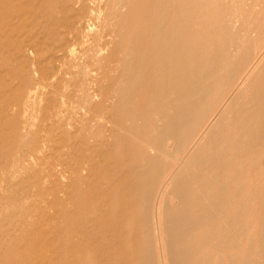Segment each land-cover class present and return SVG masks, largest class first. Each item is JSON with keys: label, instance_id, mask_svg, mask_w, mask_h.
Returning a JSON list of instances; mask_svg holds the SVG:
<instances>
[{"label": "rangeland", "instance_id": "1", "mask_svg": "<svg viewBox=\"0 0 264 264\" xmlns=\"http://www.w3.org/2000/svg\"><path fill=\"white\" fill-rule=\"evenodd\" d=\"M22 1L30 2L16 6L13 12L3 14L7 21L0 25V113L3 110L5 115H10L4 119L0 118V164L3 163L0 165V264H141L139 256H143V264H165L167 255L162 239L164 231L160 226L164 220L163 207L165 203L172 204L174 201L172 205L178 206L179 202L175 199L172 201L170 196L163 197L166 187L162 181L154 183L155 171L150 172L142 184L137 181V172L140 168L138 156L140 134L146 132L156 146H159L160 129L164 126L166 111L174 112L177 109L178 105L172 100L182 93L168 91L163 94L162 90L168 83L160 85L154 83L158 76L166 72V67L161 65L159 69L152 68L154 58L150 50L154 48L155 41L140 37L135 26L140 12L145 13L150 6H154L155 0H18V3L21 4ZM117 3H124V10L118 11L115 8ZM183 4L185 0H157L158 16L167 18L163 23L164 28L176 20L171 18L173 10L178 11V6ZM39 7L42 10L44 7V10H40ZM92 7L102 10L100 21L111 14L107 28L102 27L101 23L94 22L97 30L91 34L88 25L84 23L81 38L78 40L75 35L79 32V25L81 26V21L83 22V18ZM200 8V20L188 26L182 44L178 40L166 44L178 51L172 60V68L167 70V80L173 79L176 75L185 79L188 75L202 73L203 61L219 53L223 39L234 34L235 30L231 27L235 21L239 22L238 26L255 25L256 29L253 28L251 34L253 37L258 34L257 28L264 25L263 0H205ZM213 9L215 12L210 14ZM250 11L253 20L248 17ZM10 15L15 17L13 22L9 19ZM155 20L153 12L150 23L154 24ZM25 26L30 27V30ZM102 32H105V36ZM263 48L264 44L260 49L261 53L254 56L249 63L246 78L237 86L244 87L252 75L256 77L254 83L264 80ZM231 56L234 58L235 55L231 53ZM143 59L144 62L140 63ZM161 61L167 63L166 59ZM45 62L47 63L44 64ZM234 64L232 60L229 62L226 78L232 77ZM220 78L216 75L213 81ZM225 83L226 81L220 84L214 82L212 95L219 96L220 86ZM251 93L247 91V97ZM232 98V92L225 94V99L215 109L210 122L216 121ZM14 109L17 110V117L10 120ZM225 120L228 127H234L237 123L232 116ZM29 124L34 127L26 145L22 148L17 147L20 130ZM199 137H197L199 142L196 143H203L204 135ZM263 138L264 134H261V139ZM263 142L258 148L261 176L258 180L260 183H257L259 193L257 192L258 197L251 209H248L244 221L249 222L248 236L245 240L235 239L229 218L233 213L234 204L238 203L237 200H246L251 183L247 166L251 152L240 149L242 152L239 158L245 164L238 172L242 178L240 198L235 200L230 194L234 182L226 180L227 178L224 182L230 187L228 191L220 195L215 188L211 191L209 199L215 201L224 197L221 199L224 207L222 212L212 218L211 223L203 229L204 232L211 234L210 240L206 245L197 248L199 255L205 254L207 264H214V261H219V264H233L234 256H237L239 264H264V215L260 217V197L264 194ZM190 149L191 147L186 148L181 153L174 139L165 141L162 144V153L168 158L165 159L166 167L163 164L161 169L174 171L175 168H180L181 165L172 164V160L179 158L181 154H184L185 158L189 157L192 153ZM234 152L235 150L225 158L231 159ZM156 154L158 155V151ZM108 158L109 162H106ZM119 162L121 164H118ZM233 175L235 168L231 167L227 177ZM139 189L143 190L142 195H139ZM106 199L109 202L106 203ZM130 201L131 203H128ZM133 201H136V205ZM147 207L148 213L143 216L141 210ZM129 209H132L131 212ZM109 210L113 213H109ZM124 213L130 217H125ZM248 218H251V221ZM79 228L82 231L79 232ZM123 240L126 243H123ZM46 241L48 244H44ZM51 244L55 248H47ZM19 247L23 248L22 251ZM243 249L246 253L245 260ZM129 253L130 256H127Z\"/></svg>", "mask_w": 264, "mask_h": 264}, {"label": "bare ground", "instance_id": "2", "mask_svg": "<svg viewBox=\"0 0 264 264\" xmlns=\"http://www.w3.org/2000/svg\"><path fill=\"white\" fill-rule=\"evenodd\" d=\"M78 1H80V0H78ZM204 1L205 0H185V4H183V6L182 5L178 6V8H179L178 11L173 10L174 14L172 16L170 15L172 19L175 18L176 20L171 22L167 28H164L163 23H165L167 21V18H163V17L161 18L158 16V9H156L157 0H155L154 6H150V8H148L145 13L140 12V15H139L138 20H137L136 25H135L137 27L138 34L140 37H143L144 39H150V40L154 39V41H155L154 48L152 50H150L153 52V58H154V64L152 65V68L159 69L161 65L166 67V72L164 74H161L160 76H158L155 79L154 83L159 84V85L161 83H163V84L166 82L168 83V86L162 90L163 94H166L168 91L182 92L181 96H179L177 98H173V100H172V102L175 105H178L177 109L174 112L167 110L166 114L164 116V124H163L164 126L161 129H160L161 126L159 127V129L161 130L160 138H159V146H156V144L152 141V139L147 135L146 132L141 133L140 139L138 138V140L140 141V144L138 145V156H139V163H140V168H138V172H137L138 183L142 184L144 178L147 177L150 172L155 171L154 172V178H153L154 183H158V182L162 181V184H164V186L166 187V189H165L166 192L164 193V195L162 194L163 197L168 198V196H170L172 201L175 199L179 202L178 206L172 205L175 202L174 201V202H171L172 204L165 203L164 207H163L164 208V211H163L164 220L162 221V225L160 224V226H161V229L163 228V231H164V235H163L162 239H163L164 244H165L164 248L166 250V255H167V257H166L167 260H165L166 261L165 264H207L206 260H205V254L202 253L201 255H199L200 253L197 250V248H198V246L206 245L208 243V241L210 240L211 234L209 232H206V231L204 232L203 229L207 226V224L211 223L212 218H214L216 215H218V214H220V212H222L223 207H224L223 201L221 200L222 198L224 199V197H222L221 199H218V200L214 199L215 201H213V200L211 201L209 199V196H210L213 188L216 189L218 195L224 194L226 191H228L230 189V187L227 185L226 182H224V179L227 178L226 180H233V182H234V185H232V193H230V194H232L234 199L240 198L241 193H242V185H241L242 184L241 183L242 178H241V176H239L238 172H239L240 168H242L245 165L239 158V155L241 154L242 149H245V150H248L251 152V158L249 160H247V164H248L247 166H249L248 168L250 171L249 178L251 177V181H250L251 183H250L249 187L247 186L249 189H248V192L246 193V200L245 201L237 200L238 203L236 202L234 204L233 213L229 218V225H231V227H232V230H233L232 233H233L235 239L245 240L246 237L248 236L249 222L247 223L244 221L247 217L248 209H251L252 204L255 203V200L258 197L257 183H260V182H258V180L261 177L259 175V152L260 151H258V148L260 147V144L264 141V138H263V140L261 139V134H264V80L260 81L259 83L256 82L257 83L256 84V83H254V80L256 77L254 75H252V77H250L248 82L246 84H244V87H240L241 85L240 86H237V85H239V83L241 81H243L244 78H246L245 77L246 69H247L249 63L251 62V60L253 59V57L257 56L259 52L261 53L260 49L264 44V25H262L259 29L257 28L256 31L258 32V34L255 37H253V36H251V34L254 30L253 28L256 29L255 25L251 24L249 27L247 25H246L247 27L243 26V25L238 26L237 23H239V22L235 21L236 23L235 22L232 23V27H231V29L233 28L235 30L234 34H232V36L228 35V38L225 40L223 39V41L221 43V51H219V53L217 52V54L215 53L213 56L209 57L208 60L203 61L204 71L202 73L201 72L195 73V74H193V76L188 75L185 77V79H181L179 76L176 75V77H174L173 79L167 80V75H168L167 70L172 68L171 67L172 60L174 59V56L178 52L177 49H175L174 47H172V46L170 47L167 45L171 44V42H173L174 40H178V42L180 44H182V42L184 41V39L186 37V35H184V34H186V30L188 29V26H192L193 24L198 23V21L200 20V15H201V11H200L201 8L200 7L202 6V2L204 3ZM29 2L30 1H25V2L22 1L20 4V3H18V0H0V25L4 21H7V17H3V14H8L11 11L13 12L15 10L16 6H21L24 3H25L24 5H26ZM38 3L39 2H37L36 4H38ZM115 4H113V5H115ZM179 4H180V2L178 3V5ZM60 7H61V4H60ZM68 7L71 8V6H68ZM106 8H108V7H106ZM115 8L118 11H121L124 8V3H117ZM203 8H204V10H206L205 6H203ZM33 9L34 8H32V10ZM40 10H42V9L40 8ZM43 10H44V7H43ZM257 10L258 9L256 8L255 11H257ZM170 11H171V9H170ZM101 12H102V10H100L99 8L98 9H96L94 7L90 8L89 13L83 18V22L81 21V26L79 25V27H80L78 30L79 32L75 35L78 40H80V38H81V32H82L81 30L84 26V23H86L88 25V28L90 29L91 34H94L95 29L97 30L96 25H94V22L101 23L102 27L104 26L105 28H107V24H108V21L110 20L111 14H109L102 21H100L101 14H102ZM153 12L155 13L156 20L154 21V24H151L150 23V17H151V14H153ZM175 12L177 13L176 15H175ZM213 12H215L214 9L211 10L210 14H212ZM262 12H264V11H262ZM65 13H68V12H65ZM26 15L27 14H25V16ZM41 15H43V14H41ZM9 17H10L9 19L12 20V22H13V19L15 17L11 16V15ZM30 17H32V16L30 15ZM122 17H123V15H122ZM248 17L250 20L251 19L253 20V15H252L251 11L249 12ZM43 18H45V17H43ZM71 19H73V18H71ZM20 21H21V19H20ZM226 21H227V19H226ZM15 22L18 23L17 21H15ZM43 24H45V23H43ZM229 25H231V23ZM10 26H11V24H10ZM74 26H75V22H74ZM184 27H185V29H184ZM29 28L26 27L27 30H30ZM231 29H229V30H231ZM33 32H34V30H33ZM192 33H195V32H192ZM229 33H230V31H229ZM102 34H103V36H105V32H102ZM83 35H85V33H83ZM97 35H98V33H97ZM13 37L15 38V36H13ZM44 38H45V36H44ZM2 40H3V38H2ZM84 40H86V39H84ZM31 41H33V40H31ZM8 42H9V40H8ZM49 44H50V42H49ZM97 49H99V48H97ZM4 50H7V49L4 48ZM56 50L57 49H55V52H56ZM42 51H44V49ZM104 51H101V52H103L105 54ZM132 51L130 50V52H132ZM181 51H182V49H181ZM128 53H129V51H128ZM231 53H233L235 55L234 58H232ZM47 59L50 60V58H47ZM126 59H128V58H126ZM163 59H166L167 63L162 62L161 60H163ZM129 60H130V58H129ZM231 60L235 62L234 66H233V70H232L233 75H232V77L226 78L227 77V69L229 66V62ZM143 62H144V59L140 61V63H143ZM46 63L47 62H45L44 64H46ZM101 65H102V63H101ZM39 66H41V65H39ZM63 68H64V66H63ZM27 69H28V67H27ZM43 72H44V69H43ZM39 73H41V72L39 71ZM4 74H5V71H4ZM82 75H83V73H82ZM216 75L217 76L219 75L221 78L217 79L216 81H213V77H215ZM55 80H56V78H55ZM222 81H226V83L223 86H220L221 90L219 89V91H218V92H220L219 96L212 95L213 83L218 82V84H220ZM42 82H43V80H42ZM215 85H217V84H215ZM247 91L252 92L251 95L248 97L246 95ZM228 92H232V94H233L232 100L231 99L229 100L230 102H228L227 105L223 108L222 112L220 113V115L218 116L216 121L210 122L211 116L213 115L215 109L219 106L220 102L225 99V94ZM88 93H89V91H88ZM9 116H10L9 114L5 115V112L3 110H1V113H0L1 119L7 118ZM230 116L234 117L237 121V123L234 127H228L227 121L225 120V118L230 117ZM15 117H17V110L14 109V110H12L10 120L15 119ZM158 124H159V122H158ZM31 127H32L31 124H29V126H24L20 130V133L17 136L18 137V144H17L18 146L17 147L22 148L26 145V141H27L28 137L30 136V133H31L34 126L32 128ZM152 128H155V127H152ZM154 133H156V132H154ZM154 135H156V134H154ZM201 135H204V142L203 143L202 142L196 143V141L199 142V140H197V137H199ZM173 139L177 142L179 149H181V153L183 151H185L186 148H190V147H191L190 151L192 150V153L187 158H185L183 156L184 154H181L182 156L172 160V164L173 163H179L181 165V167L179 168L176 166L177 168H175L174 171H166L167 169H165V168L161 169L163 164H164V167H166L167 163H165L166 162L165 159L168 158V156L165 155V153H162V144L165 141H169V140H173ZM109 147H111V146H109ZM210 148H211V150L209 151ZM114 149H112V150H114ZM231 150L232 151L235 150L233 157L231 159H226L229 156L228 154L230 152H232ZM156 151H158V155L156 154ZM166 151H168V149ZM15 153H16V151H15ZM24 153H25V150H24ZM39 153H40V151H39ZM112 154H113V152H112ZM186 156H187V154H186ZM114 157H115V155H114ZM12 158H13V156H12ZM241 158H243V157H241ZM13 161H14V158H13ZM13 161H11V163ZM106 162H109V158H108V161H106ZM126 162H127V160H126ZM1 164H3V163H1ZM118 164H121V163L119 162ZM119 167H120V165H119ZM231 167L235 168V175H233L232 177H227V174L231 170ZM114 169L116 171V168H114ZM126 169H128V167H126ZM171 169H172V167H171ZM119 172H120V170H119ZM107 173H108V171H107ZM108 175H110V174H108ZM245 175H247V174L245 173ZM124 177H125V174H124ZM262 179H264V176H262ZM147 182H149V181H147ZM261 183H263V181H261ZM263 186H264V184H263ZM130 189H132V188H130ZM94 190H95V188H94ZM108 190H109V188H108ZM136 190H138V189H136ZM243 192H246V191H243ZM91 193L93 194V192H91ZM142 194H143V190H140L139 195H142ZM158 195H160V194H158ZM244 195H245V193H244ZM108 196H109V194H108ZM156 198H157V196H156ZM260 198H261V201H260L261 202V204H260L261 205V208H260L261 209L260 210L261 216L260 217L262 218V215H264V194ZM106 201H108V200L106 199L105 202ZM155 201H156V199H155ZM119 202H120V198H119ZM128 203H131V201ZM134 203L136 205V201L135 202L133 201V204ZM133 204H132V207H133ZM155 204H158V203H155ZM231 207H232V205H231ZM127 209H128V207H127ZM147 209H148V207L146 209L144 208L143 210H141V213L143 216L147 215V213H148ZM229 209H230V207H229ZM129 210H127V212H129ZM131 210H130V212H131ZM127 212H125V213L127 214ZM257 212L258 211H256V213ZM85 213H87V212H84V214ZM109 213H111L110 210H109ZM122 213H123V211H122ZM125 213H124V216H125ZM227 213H229V212H227ZM81 215L85 216L83 214H81ZM72 216H75V215H72ZM128 216L130 217L129 214H128ZM128 216H125V217L128 218ZM76 217L74 219H76ZM94 218H95V216H94ZM118 218H120V216ZM256 218H258V217H256ZM99 219H100V217H99ZM102 219H103V217L101 218L100 221H102ZM126 219H125V221H126ZM83 220H85V219H83ZM106 220H108V219H106ZM121 220H124V219H121ZM86 221H87V219L85 220V222ZM78 223H79V221H78ZM99 223L100 222L98 220V225H100ZM102 223H105V222H102ZM158 223H160V222H158ZM81 224H79V225H81ZM152 224H153V222H152ZM72 225H73V223H72ZM114 225L117 226L116 224H114ZM102 226H103V224H102ZM212 226H210V227H212ZM84 227L81 226V228H84ZM105 227H107V226H105ZM137 227H138V225H137ZM119 228H118V230H120ZM256 229H258V228H256ZM73 230L75 231L76 229H73ZM220 230H221V228H220ZM37 231H38V229H37ZM80 231H82V230H80V228H79V232ZM104 231H106L105 228H104ZM92 232H93V230H92ZM211 232H213V231H211ZM41 233H43V232H41ZM44 233H46V232H44ZM227 234H229V233H227ZM53 235H52V237H53ZM65 237H66V235H65ZM115 237H117V236L115 235ZM28 238H26V239H28ZM224 238H225V236H224ZM26 239H25V241H26ZM53 239H54V237H53ZM67 239H69V237ZM33 240L34 239H32V241ZM54 240H56V239H54ZM214 240H216V238ZM66 241H69V240H66ZM31 242H29V243H31ZM72 242L73 241H71V243ZM92 242H94V240H92ZM29 243H27V245ZM102 243H103V241H102ZM123 243H126V242H124V240H123ZM232 243H233V241H232ZM39 244H41V243L39 242ZM44 244H48L47 241L44 242ZM65 244H67V243H65ZM13 245L18 247V245H16V244H13ZM24 245H26V244H24ZM37 246H39V245H37ZM67 246H69V245H67ZM97 246H99V245H97ZM222 246H224V245H222ZM73 247H74V245H73ZM77 247H78V245H77ZM47 248H55V247H54V245L51 244V245H48ZM118 248H119V246H118ZM121 248H124V247H121ZM16 249H18V248H16ZM19 249H20V247H19ZM21 249H23V248L21 247ZM65 249H68V248H65ZM244 249H243V252H244ZM162 250H164V249H162ZM54 253H55V251H54ZM214 253H216V252H214ZM37 254H39V253H37ZM106 254H107V252H106ZM32 255H33V253H32ZM111 255H113V254H111ZM126 255L130 256V253L126 254ZM3 257H4V255H3ZM43 257H44V255H42V258ZM223 257H225V256H223ZM251 257H253V254L251 255ZM36 258H37V255H36ZM61 258H62V256H61ZM207 258H208V256L206 257V259ZM245 258H246V253L244 252L243 253V260H245ZM138 259L141 262V264H143V262H144L143 256H139ZM60 260H62V259H60ZM222 260H224V259H222ZM55 261H57V260H55ZM214 264H219V261H216V262L214 261ZM233 264H239L237 256L236 257L234 256Z\"/></svg>", "mask_w": 264, "mask_h": 264}]
</instances>
